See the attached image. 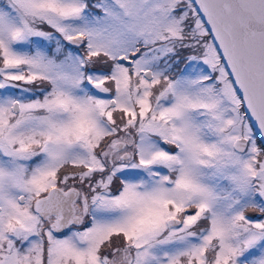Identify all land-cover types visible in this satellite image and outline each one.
Segmentation results:
<instances>
[{
    "label": "snow or ice",
    "instance_id": "snow-or-ice-1",
    "mask_svg": "<svg viewBox=\"0 0 264 264\" xmlns=\"http://www.w3.org/2000/svg\"><path fill=\"white\" fill-rule=\"evenodd\" d=\"M0 264H264V0H0Z\"/></svg>",
    "mask_w": 264,
    "mask_h": 264
}]
</instances>
